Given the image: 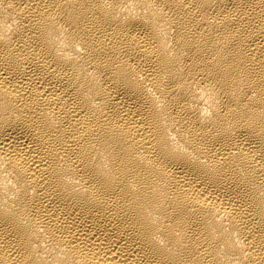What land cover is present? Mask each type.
I'll return each instance as SVG.
<instances>
[{
	"label": "bare ground",
	"instance_id": "obj_1",
	"mask_svg": "<svg viewBox=\"0 0 264 264\" xmlns=\"http://www.w3.org/2000/svg\"><path fill=\"white\" fill-rule=\"evenodd\" d=\"M0 264H264V0H0Z\"/></svg>",
	"mask_w": 264,
	"mask_h": 264
}]
</instances>
